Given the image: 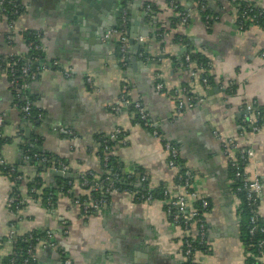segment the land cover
Masks as SVG:
<instances>
[{
  "label": "crops",
  "instance_id": "0c3cea01",
  "mask_svg": "<svg viewBox=\"0 0 264 264\" xmlns=\"http://www.w3.org/2000/svg\"><path fill=\"white\" fill-rule=\"evenodd\" d=\"M14 1L22 9L12 28L6 15L0 14V55L25 54L28 47L23 33L33 30L39 34L44 60L49 64L57 59L59 66L27 80L33 107L40 114L31 121L14 107L8 74L0 69V114H4L0 155L21 173L18 190L25 202L19 210L10 211L7 200L14 182L0 174V264L11 252L13 235L17 238L43 230L53 234L71 264H184L182 240L186 231L172 222L166 201L139 202L130 192L114 190L103 205L84 214L69 196L59 195L55 205L46 206L28 195L29 177L40 173L25 163L21 143L33 137L41 140L35 147L62 158L71 170L70 176L87 171L98 174L102 171L97 154L100 139L116 131L120 138L111 152L122 171L146 175L151 187H166L170 197L182 190L176 188L178 169L168 165L163 139L177 146L179 160L193 175L190 188L206 194L209 201L204 214L206 240L197 252L198 263L249 264L241 239V198L235 192L221 141L232 138L238 145L251 148L253 157L245 172L259 176L264 183V127L252 133L243 125L248 114L246 103L264 107V59L260 56L264 29L251 26L240 31L236 25L238 2L227 0H212L213 12L205 21L195 0H149L150 5L156 6L160 21L168 23L169 17L189 14L187 22L179 18L174 27L162 32L149 19L152 9L149 13L142 10L143 0H108V10L102 15L95 10L89 13L61 4L57 7L58 0ZM170 1L178 4L181 12L177 6H169ZM238 1L264 9V0ZM123 14L128 15L130 24L139 20V32L149 33L142 38L146 45L138 49L144 48V57L137 58L144 60V66L150 63V67L137 68L130 75L129 65L119 53L117 37L101 36V24L108 21L109 29L114 28ZM174 34L183 38L173 41ZM8 35L12 36L11 41ZM183 47L207 58L210 66L205 72L214 86H204V71L194 63L182 64ZM65 69L69 76L62 73ZM157 81L163 84V90L156 89ZM229 81L234 85L231 92L223 86ZM124 86L133 99L142 101L156 123L159 137L137 123L127 109H110ZM179 86L202 96L203 102L178 111L170 93ZM60 127L73 134L61 133ZM56 174L53 170L42 173L43 186L56 187ZM73 187L85 194L77 182ZM258 213L264 222V187ZM10 223H14L12 236ZM33 253V264H65L59 250L41 243ZM261 261L264 264V258Z\"/></svg>",
  "mask_w": 264,
  "mask_h": 264
},
{
  "label": "built area",
  "instance_id": "2783aa9c",
  "mask_svg": "<svg viewBox=\"0 0 264 264\" xmlns=\"http://www.w3.org/2000/svg\"><path fill=\"white\" fill-rule=\"evenodd\" d=\"M233 2H238V0H231ZM196 8H201L202 10L205 8L203 4H200L198 1H195ZM171 7H175L174 1H170ZM144 12L149 13L151 12V5L150 2H147L144 7ZM8 9V10H7ZM21 7L17 3H15L14 0H0V14L6 15V13H11L12 16L16 17L21 12ZM189 17L188 13H182L181 14V20L183 22H187ZM208 16L206 17L207 20ZM13 21L14 19L9 20V26L10 28L13 27ZM128 15L123 14L121 16L120 23H118V26L112 27L111 29H108L104 36L106 38L110 37H117L119 50L122 55V61L124 63H127V59L130 58V53L128 52L129 49V43H128ZM236 25L240 31H244L248 29L251 26H258L262 29H264V9L261 7H257L255 5H251L249 3L241 4L238 3L237 8V15H236ZM35 37L39 38V34L37 32L34 33ZM12 36L8 35L7 39L11 41ZM142 38L139 37L138 41H142ZM145 44L142 46L144 47ZM28 49L31 50H41L42 46L40 43H35L33 40L29 41L27 43ZM145 50L142 48L137 52V57L143 58L144 57ZM5 55V54H4ZM6 56H9V60L6 61L5 65L0 61V69L4 70L8 74V80L9 84L13 93L14 102L13 105L16 108H19L22 113L23 117H29L31 116V108L33 105L32 100L28 96V85L26 79H35L43 70L49 69L51 67L57 68L59 66V61L57 59H52L50 63L48 64L44 58L39 59L38 56H35L33 59L35 60L36 66L34 69L31 68V65L29 61L30 58H26L28 60L23 65H18L22 60L23 55H16V54H6ZM260 56L264 59V50L261 51ZM2 56L0 55V58ZM190 55L185 54L184 55V62L186 64L190 63ZM210 66L209 61L207 60L206 66H203L202 63L197 66L198 69L201 71H205ZM195 72V71H194ZM193 72V74H194ZM62 73L66 76H69V70L65 69L62 71ZM88 82H90V78H86ZM202 83L204 86L208 85V79L207 77L201 78ZM232 82L229 81L227 84L223 85L226 89L228 88L231 90ZM156 89L163 90V84L159 81L155 84ZM126 93V87L124 86L118 99L110 105V109L113 111H121L123 109H128L129 107H132L133 113L137 117V123H139L144 128L150 129L151 133L155 137H159V132L156 127V123L150 118L149 112L147 111L146 107L142 103L140 99H133V101L128 100ZM176 102V107L178 111H184L186 109H191L196 107L198 104L202 103L204 98L200 95H197L196 93L191 92L186 86H179L174 88L170 93ZM244 109L247 111V118L244 119V124L246 123L252 133H258L261 131L262 127L264 125H260L257 121L258 119H261L263 116H261L260 111H254L253 110V103L249 102L246 103L244 106ZM38 117H40V114H38ZM4 118V114H0V126L2 125ZM59 131L65 135H72L73 132L70 129L60 127ZM119 131L111 132L108 135H105L101 138V143L103 144V148L105 150H109V147L107 143L111 140L116 139L117 134ZM163 145L165 150L168 152V165L170 167H176L178 169V184H176L177 189H181L182 192L178 193L176 197L171 200L167 204V212L170 215L172 222L177 225L180 229L186 231V235L184 236L182 240V257L184 264H199L197 259V252L198 247H203L206 240V224H205V218L204 214L207 211V208L209 206L208 197L206 194H199L193 189L190 188L191 181H192V173L188 168H185L181 161H179V152L177 146L169 141L163 139ZM221 146L224 154L227 157L228 166L229 169L232 172L234 181L237 183L236 190L245 191L244 193V199L247 208L249 209L250 216H249V234L251 236H254L256 234H260L261 236L256 241V248H257V254L256 255V262L259 264H263L261 259L264 258V225L258 224V204H259V198L260 193L264 187V183L262 179L257 175H249L245 172V167L250 158L253 157V151L251 148L247 146H240L237 144V142L232 138L223 139L221 141ZM28 150H26L27 152ZM108 156H104L103 161L105 162L107 160ZM23 159L25 161L28 160V155L23 156ZM39 161L44 164L47 161V157L45 155H40ZM7 163L3 158L0 157V164ZM31 166H34L30 164ZM70 168L67 164L64 162H58L57 167L52 166L51 170L60 173L62 175L68 173V170ZM11 171L13 168L10 169ZM80 177V185L81 186H93L98 187L97 181H99V176L93 174L91 171L78 173ZM87 175H93L94 181H90L86 178ZM127 179L131 178V174H127ZM21 176L17 175L16 179H20ZM108 177H105L106 180ZM146 175L141 174L139 177V181L145 182L147 181V187L150 188L149 181ZM101 180V179H100ZM135 186H137V183H135ZM114 191L118 190L113 189V182L111 181V184L106 188V192L108 191ZM127 192H130L133 194L136 201L139 202H150L153 201V197L151 192L147 190L139 191V190H124ZM84 192L88 194V189H84ZM164 194H167V191H164ZM89 195V194H88ZM16 196H9L7 200L8 207L11 204H14L15 211L19 210V203L15 202ZM72 201L75 205L80 207L81 211L84 214H88L92 211V209L99 208V206L103 205L106 202V197H97V198H91L88 197L87 199H80L78 197H72ZM193 201H199V206L195 207L191 204ZM11 212H15L13 209ZM14 223H10V235L12 236L14 234ZM12 257L10 259V264H15V256L18 255L17 251H13L15 248L14 243L16 242L17 238L15 235L12 236ZM22 240L27 241L28 239H32V235L28 234L23 237H21ZM38 237H35V240L37 241ZM42 244L43 247L48 248H54L56 250H59L60 254L64 256V263L65 264H71L70 259L67 257L66 251L59 248L58 243L56 242L55 238L53 237V234L46 230L44 239H40L38 241ZM248 252V255H251ZM34 246L33 244H30L28 248L25 251V254L22 253L20 256H23L21 262L19 264H29L30 261L33 262L34 260ZM252 257H254L252 255ZM256 264V263H253Z\"/></svg>",
  "mask_w": 264,
  "mask_h": 264
},
{
  "label": "trees",
  "instance_id": "16d2710c",
  "mask_svg": "<svg viewBox=\"0 0 264 264\" xmlns=\"http://www.w3.org/2000/svg\"><path fill=\"white\" fill-rule=\"evenodd\" d=\"M198 1L200 4H203L205 6V8L202 10L201 8H198L197 10L200 12L201 18L203 21L206 20V17L209 15H211L212 8H211V1L212 0H195ZM227 1H231V0H227ZM149 2V0H143L142 1V10L144 9V5ZM221 2L218 1V3ZM15 3H19V2H15ZM238 3L246 4V2H240L238 1ZM250 4V3H249ZM19 5V4H18ZM253 5V4H251ZM177 6V10L180 11L178 4H176ZM151 9H152V14L151 17L149 18L150 20H152V22L154 23V25L158 28V32H162L164 29L169 28V27H174L175 23L179 22V18H181V15H179V17H169L168 18V23L160 21V19H157V8L155 5H151ZM8 10V9H7ZM181 12V11H180ZM7 14V18L8 20L10 19H15L16 17L12 16L11 13H6ZM147 18V17H146ZM210 21V20H209ZM128 25L130 24V21H128ZM35 32L33 30L31 31H24V38L26 41V45L29 41L33 40L35 43H39V38L35 37ZM161 38V37H160ZM183 37H181L178 34H174L173 35V41H176L177 39H181ZM162 40V39H160ZM177 40V41H178ZM162 44H165V41H162ZM120 53V52H119ZM185 54H189L190 55V63H194L195 66H199L200 63L203 64V66H206V62H207V58H205L201 53H197V52H193L192 50H186L184 52V54H182V56L180 57L182 64H186L184 62V55ZM35 56H38L39 59L44 58L43 53L41 52V50H31L28 49V51L23 54L22 60L17 63V66L19 65H23L25 64L28 60H26V58H30L31 60L29 61L31 68L34 69L36 66L35 60L33 59ZM9 56L3 55L0 58L1 63L3 64V66L5 65L6 61L9 60ZM202 77H207L208 79V85H212L214 86V82L211 78V76L207 75V71L205 72H201ZM201 77V78H202ZM29 81V79H26V81ZM27 81V83H28ZM126 87V86H125ZM234 85H232L231 90H227L228 92L233 91ZM128 92V89L126 88V93ZM28 96L30 97V99L33 102V99L31 97V95L29 94L28 91ZM127 98L128 100L133 101V98L127 94ZM253 110L254 111H260L261 116H263L261 119H258V123L260 125H264V107H260L257 106L253 103ZM128 112L132 113L134 115L135 120L137 121V117L136 115L133 113L132 107H129L127 109ZM38 114L36 112V110L34 109L33 105L31 108V116L29 117H25V119L27 121H31L36 120L38 118ZM243 125L245 127H248V125L245 123H243ZM249 129V127H248ZM120 138V134H117L116 139L111 140L107 143L109 150H105L103 148V144L101 143V139L99 142V147L97 149V154L100 158V162L102 165V171L98 174H96L95 172L91 171L93 174L99 176V181H97L98 187H93V186H81L80 185V177L77 173V175H69L71 174V170H68V173L64 174V175H58L56 174L55 180H56V187H44L43 186V180H42V176L41 174L51 170L52 166H56L58 165V162H64L62 158L57 157L56 155H51L49 153H44L40 150H38L35 145H39L41 143V140L33 137V138H29L28 141H24L23 143L20 144V150L23 152V156L28 155V160L25 161L26 164H32L36 167V172H39L40 174H36L32 177H29L28 182L26 183V187H27V191H28V195L33 198V199H40L42 201L43 204H45L46 206H52L55 205V202L58 199L59 195H66L69 197H78L81 200L82 199H87L88 197L91 198H97V197H102L105 196L106 199L109 197L110 195V191L106 192V188L111 184V181L113 182V189H118L120 191H124V190H139V191H145L148 189L149 192H151L153 200H162V201H166L167 204L173 200V197H170L169 191L166 187L164 186H159V187H147V181H145L144 183L139 181V177L142 173H126L122 171V167L119 164L118 158L112 154L111 152V148L113 146V144L118 141ZM6 140V139H5ZM4 139L0 138V145L3 143ZM8 141V140H6ZM26 150H28L26 152ZM40 155H45L47 157V161L42 164L39 161V157ZM104 156H108L107 160L104 162L103 158ZM1 157V155H0ZM2 158V157H1ZM179 160V159H178ZM180 161V160H179ZM65 163V162H64ZM66 164V163H65ZM13 168V170L11 171L10 169ZM231 175L232 172L229 169ZM0 174L8 176L9 178H11V180L14 182V186L13 189L11 191V194L9 196H16L15 197V202L19 203V209L22 208L24 206V200L22 198V195L19 193L18 187L21 183H19V179H16L17 175H21V173L18 172L17 166H15L14 164H9V163H2L0 164ZM35 174V172H34ZM127 174H131V178L127 179ZM179 174V173H178ZM233 176V175H232ZM105 177H108V179H105ZM87 179H89L90 181H94L95 179H93V175H87L86 176ZM101 179V180H100ZM148 180V179H147ZM78 184L79 188L81 190L84 191V189H88V194H81L79 192H76L74 190L75 184ZM135 183H137V186H135ZM175 183L178 184V175L176 176V180ZM59 185H61L59 187ZM236 186L237 183H234V189L235 192L239 195V197L241 198V208L239 209L240 211V216H241V239L244 242L245 248L248 249L249 253L251 255H248V259H249V264H259L258 262H256V255L257 254V248H256V241L257 239L261 236L259 233L251 236L249 234V228H250V223H249V216H250V212L249 209L246 206L245 203V199H244V193L245 191L243 190H236ZM164 191H167V194H164ZM166 204V205H167ZM192 205L195 207L199 206V201H193ZM209 208V206H208ZM207 208V210H208ZM9 209H14V204H11L9 206ZM95 209H92V211H94ZM258 224L259 225H264L263 220L261 219L260 215H258ZM46 230L43 231H31L30 234L32 235V239H28L27 241H24L21 239V237L23 236H17V240L14 243L15 248L13 249V251H17L18 255L15 256V264H19L23 258V256H20V254L22 253L23 255L25 254L26 249L28 248V246L30 244H33V246L35 247L39 242L40 239H44ZM35 237H38L40 239H38L37 241L35 240ZM12 246V245H11ZM204 247V246H203ZM201 246L198 247V249L203 248ZM252 255L254 257H252ZM12 257V251L9 253V255H7L6 257L1 259V264H10V259ZM29 264H33L32 261L29 262Z\"/></svg>",
  "mask_w": 264,
  "mask_h": 264
},
{
  "label": "water",
  "instance_id": "95a60500",
  "mask_svg": "<svg viewBox=\"0 0 264 264\" xmlns=\"http://www.w3.org/2000/svg\"><path fill=\"white\" fill-rule=\"evenodd\" d=\"M108 0H58L57 2V7L59 6V4L65 6L66 8H70L73 11L76 10H82L83 12L86 11H90L89 13L93 12L95 10V12H97L99 15L104 14L105 10H108ZM85 17H88L85 14ZM134 17V16H132ZM104 17L101 16V19H103ZM96 20V19H95ZM108 19H106L107 21ZM108 23V21L106 22ZM106 23L101 24V26H104V30L101 32V36L104 35V33L110 28V26L106 25ZM139 20L135 19L131 22L129 29H128V43H129V49L128 52L131 54V57L129 59H127V63L129 65L128 67V73L130 75V72H134L137 68H143V70L147 69L150 67V63L146 64V66H144V60H139L137 58V51L138 49L143 46L145 44L144 41H139L138 43H135V40L138 36L141 37H146L148 36V32L147 31H140L139 32ZM187 49L186 47L181 48V51L185 52ZM212 90H217V88L215 89H209L208 92H212ZM25 136L28 138L29 136V128L25 129ZM58 175H62L60 173H57Z\"/></svg>",
  "mask_w": 264,
  "mask_h": 264
}]
</instances>
